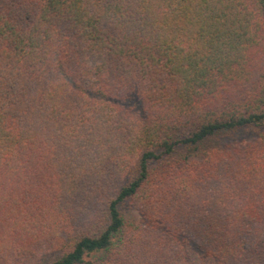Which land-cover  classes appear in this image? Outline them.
<instances>
[{"label": "trees", "instance_id": "16d2710c", "mask_svg": "<svg viewBox=\"0 0 264 264\" xmlns=\"http://www.w3.org/2000/svg\"><path fill=\"white\" fill-rule=\"evenodd\" d=\"M0 264H264V0H0Z\"/></svg>", "mask_w": 264, "mask_h": 264}, {"label": "rangeland", "instance_id": "374dc122", "mask_svg": "<svg viewBox=\"0 0 264 264\" xmlns=\"http://www.w3.org/2000/svg\"><path fill=\"white\" fill-rule=\"evenodd\" d=\"M250 132V133H249ZM251 134H253V133H251V131H248L247 133L245 132V134H242L243 136L245 135V136H250ZM251 138V137H250ZM124 214H125V217H126V219H127V222L129 223V224H132L133 222H136V220H138L139 219V214L136 212V211H134L133 209H129V208H126L125 210H124ZM46 257H49V258H52V254H50V255H47ZM42 262H43V259H42ZM44 262H46V260H44Z\"/></svg>", "mask_w": 264, "mask_h": 264}]
</instances>
